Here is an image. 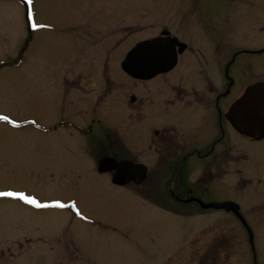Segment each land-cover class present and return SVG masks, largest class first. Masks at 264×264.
<instances>
[{
	"label": "rangeland",
	"instance_id": "374dc122",
	"mask_svg": "<svg viewBox=\"0 0 264 264\" xmlns=\"http://www.w3.org/2000/svg\"><path fill=\"white\" fill-rule=\"evenodd\" d=\"M222 2L33 0L36 22L47 27L30 34L20 1L0 0V115L19 124L0 121V191L75 203L87 217L0 198V264H264L256 184L245 188L242 207L252 246L237 219L178 218L168 186H153L150 176L125 188L97 172L111 151L147 159L141 126L133 150H113L134 133V83L121 72L128 50L160 26H177L180 6Z\"/></svg>",
	"mask_w": 264,
	"mask_h": 264
},
{
	"label": "flooded vegetation",
	"instance_id": "af4514ba",
	"mask_svg": "<svg viewBox=\"0 0 264 264\" xmlns=\"http://www.w3.org/2000/svg\"><path fill=\"white\" fill-rule=\"evenodd\" d=\"M213 1L223 2L180 6L177 26H160L128 50L126 55L142 41H163L156 46L163 55L146 68L153 77L134 79L121 63L134 83L127 107L134 133L129 146L119 140L113 150H133L141 126L147 159L127 160L147 168L144 183L150 176L153 186H168L178 218H233L248 233L234 212L204 205L235 203L243 216L245 188L256 184L264 191V138L232 122L246 93L264 84V0ZM239 114L247 115L246 103Z\"/></svg>",
	"mask_w": 264,
	"mask_h": 264
},
{
	"label": "water",
	"instance_id": "95a60500",
	"mask_svg": "<svg viewBox=\"0 0 264 264\" xmlns=\"http://www.w3.org/2000/svg\"><path fill=\"white\" fill-rule=\"evenodd\" d=\"M26 5V15L28 20V5ZM30 26V24H29ZM31 28V27H30ZM158 42H143L138 44L135 49L127 55L123 62V69L130 76L135 79H148L151 78L146 73L147 61H153L163 55L162 50H154ZM153 48V49H151ZM167 57L168 54H166ZM247 104V115L240 116L239 109L241 106ZM232 122L236 128L243 133L253 137L264 138V84L257 85L251 88L242 101L237 105L235 113L232 114ZM99 173L114 172L112 183L117 186H127L130 183L141 185L147 175V169L143 165H134L128 161L118 162L114 158H104L98 164ZM225 208L227 211H233L239 214V208L234 203L226 204H210L204 208ZM241 217V216H240ZM242 219V217H241ZM244 225L248 228L245 221L242 219ZM250 242L253 244V234L249 229Z\"/></svg>",
	"mask_w": 264,
	"mask_h": 264
},
{
	"label": "snow or ice",
	"instance_id": "6c2138e0",
	"mask_svg": "<svg viewBox=\"0 0 264 264\" xmlns=\"http://www.w3.org/2000/svg\"><path fill=\"white\" fill-rule=\"evenodd\" d=\"M28 7V22L30 24V27L33 29V31L39 30L42 27H47V25H42L36 22L35 15L33 11V0H25ZM0 121H5L8 124H11L13 127H19V124L15 120L10 119L7 115H0ZM34 123V121H33ZM0 198H10L13 200H19L22 201L25 204L34 206L36 208H47V207H55V208H65L70 207L72 210H74L75 214L79 216L81 219H87L80 210L76 207L75 203H72L70 205H65L61 203L60 201H54L51 204L41 203L35 196L29 195L25 193L24 191H0Z\"/></svg>",
	"mask_w": 264,
	"mask_h": 264
}]
</instances>
